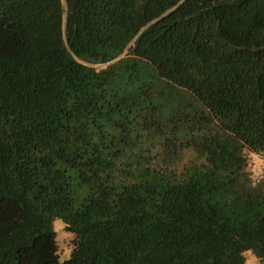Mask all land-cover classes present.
Masks as SVG:
<instances>
[{"label": "trees", "instance_id": "16d2710c", "mask_svg": "<svg viewBox=\"0 0 264 264\" xmlns=\"http://www.w3.org/2000/svg\"><path fill=\"white\" fill-rule=\"evenodd\" d=\"M248 150L264 0H0V264L264 263Z\"/></svg>", "mask_w": 264, "mask_h": 264}, {"label": "rangeland", "instance_id": "374dc122", "mask_svg": "<svg viewBox=\"0 0 264 264\" xmlns=\"http://www.w3.org/2000/svg\"><path fill=\"white\" fill-rule=\"evenodd\" d=\"M249 154V168L254 171V174L259 176V174L264 173V154H258L254 151L248 150ZM193 156V153L190 149H185L183 152L178 153V158L183 163L186 162L189 158ZM53 228L55 230L56 243H57V252L58 258L60 261L67 259L70 255L72 248L71 240L74 237L73 232L65 228L64 222L61 218H55L53 221ZM246 260L244 264H262L253 253L248 250L245 251Z\"/></svg>", "mask_w": 264, "mask_h": 264}, {"label": "crops", "instance_id": "0c3cea01", "mask_svg": "<svg viewBox=\"0 0 264 264\" xmlns=\"http://www.w3.org/2000/svg\"><path fill=\"white\" fill-rule=\"evenodd\" d=\"M257 260H258L260 263H262L258 258H257ZM262 264H264V263H262Z\"/></svg>", "mask_w": 264, "mask_h": 264}]
</instances>
